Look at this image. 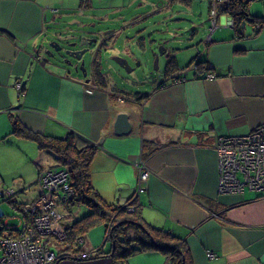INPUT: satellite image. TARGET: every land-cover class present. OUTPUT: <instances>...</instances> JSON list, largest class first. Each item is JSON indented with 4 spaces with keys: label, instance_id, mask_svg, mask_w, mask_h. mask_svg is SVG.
<instances>
[{
    "label": "crops",
    "instance_id": "crops-1",
    "mask_svg": "<svg viewBox=\"0 0 264 264\" xmlns=\"http://www.w3.org/2000/svg\"><path fill=\"white\" fill-rule=\"evenodd\" d=\"M134 1L89 0L80 7L79 0H0L1 149H17L14 137L25 140L11 134L13 117L45 136L72 133L77 148L96 147L91 184L105 201L117 204L135 192L134 162L140 157L148 171L137 200L141 216L181 238L192 264H264V193H220L215 149L219 136L246 134L264 123V22L258 26L253 21L257 13L252 12L254 1H260V16L264 15V1L243 0L248 2L249 18L236 33L230 14L217 12L220 3L209 0L212 32L200 39L199 59L195 58L204 55L208 71L194 69L179 80L182 74L174 55L176 69L165 71L145 93L116 89L107 79L94 85L75 72L66 74L41 63L39 44L56 17L80 8L92 11L95 4L116 12ZM182 2L189 6L192 0ZM96 9L98 13H89L103 17V9ZM195 59L188 66L194 68ZM120 111L127 113L130 132L119 135L112 126L98 135L96 122L113 116L114 125ZM35 165L36 173L43 168ZM70 213L76 217V212ZM98 225L104 244L105 228ZM92 231L82 241L91 247L85 250L103 247L100 232ZM109 248L108 244L103 250ZM127 262L172 264L154 250L137 251ZM57 264H110V259L75 257Z\"/></svg>",
    "mask_w": 264,
    "mask_h": 264
},
{
    "label": "rangeland",
    "instance_id": "rangeland-1",
    "mask_svg": "<svg viewBox=\"0 0 264 264\" xmlns=\"http://www.w3.org/2000/svg\"><path fill=\"white\" fill-rule=\"evenodd\" d=\"M208 1L192 0V3L186 6L182 0L173 1L171 4L168 0H135L131 5L116 12H107L104 6L95 4L92 11L94 9V12L98 13L96 8L101 7L103 17H94L89 13L92 11L88 9L84 11L80 8L75 9L71 14L56 17L54 22L59 21V25L66 24L71 34L96 39L84 53L85 69H89L94 51L96 53L97 48L101 47L99 49L101 69L107 76L108 82L119 90L145 93L153 83L165 77L168 56L159 54V47L170 50L171 54L177 56L181 74L193 72V65L188 66V64L195 58L199 59L197 51L201 49L197 45L201 38L212 32L213 21L208 12ZM254 5L255 10L252 9V12L260 15L263 12L262 3L254 1ZM70 21L72 22L69 23ZM103 40L105 44L101 45ZM114 56L124 58L130 70L120 66L113 59ZM155 56H157L156 64ZM200 59L203 60L204 55ZM79 77L83 78L81 74ZM112 126L113 116H105L98 120L94 127L96 133L103 136ZM13 140L18 145L17 149L8 151L1 149L0 146V209L3 212L0 220L2 223L6 222L9 227L17 228L22 214L9 201L27 203L35 196L37 177L35 162L43 168L57 163L53 156L38 149L35 141L16 137ZM96 175L94 174V177ZM4 190H13L16 194L9 196L10 199L7 201ZM70 211L76 212L78 218L87 214L89 209L83 204H74ZM91 230L94 235L100 232V247L103 236L99 225L91 227L81 241L84 237H88ZM105 241L102 245L106 249L109 243ZM86 247L82 243V249L85 253L90 252L87 257L90 258L95 250H85L91 249ZM52 249L56 251L57 247L53 245Z\"/></svg>",
    "mask_w": 264,
    "mask_h": 264
},
{
    "label": "trees",
    "instance_id": "trees-1",
    "mask_svg": "<svg viewBox=\"0 0 264 264\" xmlns=\"http://www.w3.org/2000/svg\"><path fill=\"white\" fill-rule=\"evenodd\" d=\"M88 1L79 0L80 7L88 5ZM247 3L243 0H229L218 4L217 12L230 14L236 33H240L239 24L242 20L249 18ZM254 17H257L253 21L258 23V26L264 22V15ZM194 63L196 72L199 73L202 69L208 71L204 59L196 60ZM173 69H176V59L170 54L165 71ZM11 123L13 136L35 141L38 149L54 157L57 164L53 166L60 165L67 168L74 189V195L69 200V209L71 210L74 204H83L89 209L87 214L74 217L65 229L64 239L56 242L57 259L54 264L75 257L81 258V261L106 257L110 259V264H128V258L135 252L146 250L164 254L172 264H192L188 248L181 238L167 229L145 222L140 213V205L135 200L129 203L133 206V210H128L129 205L107 202L99 195L90 181V162L96 151L95 146L77 148L72 133L56 138L34 132L22 125L18 117H13ZM6 137L1 140L10 143ZM5 199L9 201L10 198L7 196ZM9 202L20 211L22 218L30 219L24 202ZM98 224L104 226V233H109L110 248L103 250V247H100L91 254L90 258H85L83 257L85 251L82 250V244L77 239H82L91 227Z\"/></svg>",
    "mask_w": 264,
    "mask_h": 264
},
{
    "label": "built area",
    "instance_id": "built-area-1",
    "mask_svg": "<svg viewBox=\"0 0 264 264\" xmlns=\"http://www.w3.org/2000/svg\"><path fill=\"white\" fill-rule=\"evenodd\" d=\"M213 1L216 5L227 0ZM212 76L207 74V77ZM182 79H185L184 74L179 76V80ZM215 149L220 193L240 194L246 189L264 193V123L246 134L219 136ZM135 164L138 177L134 193L139 194L148 171L140 157ZM35 191V196L25 203L29 220L21 217L17 228L0 220V264H54L57 259L52 246L64 239L65 229L72 220L69 200L74 189L67 168L56 165L38 170ZM5 194L13 196L16 192L5 190ZM2 215L0 209V218ZM109 239V233H104V240ZM77 241L82 243L81 238ZM88 254L84 252L83 257ZM207 255L213 256V253L207 251Z\"/></svg>",
    "mask_w": 264,
    "mask_h": 264
},
{
    "label": "water",
    "instance_id": "water-1",
    "mask_svg": "<svg viewBox=\"0 0 264 264\" xmlns=\"http://www.w3.org/2000/svg\"><path fill=\"white\" fill-rule=\"evenodd\" d=\"M71 22L72 21L69 23ZM43 36L42 42L39 44L41 50L39 58L42 64L55 69H64L66 74H70L71 69L74 72L80 70L82 76H86V69L81 57L88 51L89 46L96 41L95 38H88L85 35L71 34L68 32V26L66 24L59 25V21L53 22L50 26L46 27ZM158 53L166 54L167 56L171 54L170 50L162 47H159ZM113 59L126 70H130L124 58L114 56ZM156 60L157 56H155L154 59L155 64ZM130 130L131 123L128 119L127 113L124 111L118 112L113 125L114 133L119 135L127 134ZM138 196V194L133 193L124 205H128L133 200L137 201Z\"/></svg>",
    "mask_w": 264,
    "mask_h": 264
},
{
    "label": "flooded vegetation",
    "instance_id": "flooded-vegetation-1",
    "mask_svg": "<svg viewBox=\"0 0 264 264\" xmlns=\"http://www.w3.org/2000/svg\"><path fill=\"white\" fill-rule=\"evenodd\" d=\"M63 43V42H61ZM105 44V40H103L101 42V45H104ZM101 47H98L97 48V52L93 53L92 55V58L90 60V64H89V69H86V76L83 77V79H85L87 82L90 81L92 82L94 85H96L97 83L99 82H105V80L107 79V76L102 72V66H101V63H100V50ZM84 54L82 55L81 59L83 60V65H84V58H83ZM67 68V67H66ZM196 68V65L194 66V69ZM71 72H74L72 69H71ZM70 72V73H71ZM75 74H80L82 75V72L80 70H78L77 72H75ZM116 93V92H115ZM115 98H117V100H120L122 101L123 100V97L121 98L120 95H117V94H114L113 95ZM137 202V201H136ZM138 204V202H137ZM128 210H130V208H132L131 210H133V206L128 204ZM74 217H72L73 219Z\"/></svg>",
    "mask_w": 264,
    "mask_h": 264
}]
</instances>
